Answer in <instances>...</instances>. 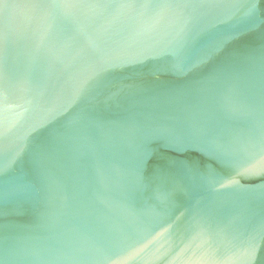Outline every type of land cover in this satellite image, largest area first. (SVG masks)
Returning a JSON list of instances; mask_svg holds the SVG:
<instances>
[{
  "label": "water",
  "instance_id": "water-1",
  "mask_svg": "<svg viewBox=\"0 0 264 264\" xmlns=\"http://www.w3.org/2000/svg\"><path fill=\"white\" fill-rule=\"evenodd\" d=\"M0 264H264V0H0Z\"/></svg>",
  "mask_w": 264,
  "mask_h": 264
}]
</instances>
